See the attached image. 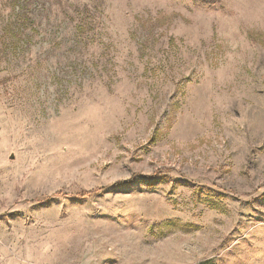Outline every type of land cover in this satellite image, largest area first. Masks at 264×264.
<instances>
[{
    "label": "rangeland",
    "instance_id": "1",
    "mask_svg": "<svg viewBox=\"0 0 264 264\" xmlns=\"http://www.w3.org/2000/svg\"><path fill=\"white\" fill-rule=\"evenodd\" d=\"M228 4L0 0V264H264V30Z\"/></svg>",
    "mask_w": 264,
    "mask_h": 264
},
{
    "label": "clouds",
    "instance_id": "2",
    "mask_svg": "<svg viewBox=\"0 0 264 264\" xmlns=\"http://www.w3.org/2000/svg\"><path fill=\"white\" fill-rule=\"evenodd\" d=\"M228 7L236 20H246L264 30V0H229Z\"/></svg>",
    "mask_w": 264,
    "mask_h": 264
},
{
    "label": "trees",
    "instance_id": "3",
    "mask_svg": "<svg viewBox=\"0 0 264 264\" xmlns=\"http://www.w3.org/2000/svg\"><path fill=\"white\" fill-rule=\"evenodd\" d=\"M15 9L12 7V11H14ZM9 26H10V24H9Z\"/></svg>",
    "mask_w": 264,
    "mask_h": 264
}]
</instances>
